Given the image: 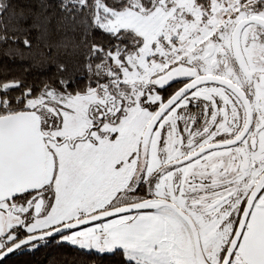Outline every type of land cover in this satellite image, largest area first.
I'll list each match as a JSON object with an SVG mask.
<instances>
[{"label": "snow or ice", "instance_id": "snow-or-ice-1", "mask_svg": "<svg viewBox=\"0 0 264 264\" xmlns=\"http://www.w3.org/2000/svg\"><path fill=\"white\" fill-rule=\"evenodd\" d=\"M0 264H264V0H0Z\"/></svg>", "mask_w": 264, "mask_h": 264}, {"label": "trees", "instance_id": "trees-1", "mask_svg": "<svg viewBox=\"0 0 264 264\" xmlns=\"http://www.w3.org/2000/svg\"><path fill=\"white\" fill-rule=\"evenodd\" d=\"M53 255H54V258H55V260H56L57 262H59V261L61 260V256H60L59 253H54Z\"/></svg>", "mask_w": 264, "mask_h": 264}]
</instances>
